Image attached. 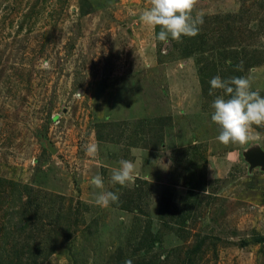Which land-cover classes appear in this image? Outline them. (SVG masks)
I'll use <instances>...</instances> for the list:
<instances>
[{
  "label": "rangeland",
  "instance_id": "rangeland-1",
  "mask_svg": "<svg viewBox=\"0 0 264 264\" xmlns=\"http://www.w3.org/2000/svg\"><path fill=\"white\" fill-rule=\"evenodd\" d=\"M148 6L0 0V264H264V127L220 143L208 94L264 97V0H197L199 33L167 44Z\"/></svg>",
  "mask_w": 264,
  "mask_h": 264
},
{
  "label": "clouds",
  "instance_id": "clouds-1",
  "mask_svg": "<svg viewBox=\"0 0 264 264\" xmlns=\"http://www.w3.org/2000/svg\"><path fill=\"white\" fill-rule=\"evenodd\" d=\"M197 0H148V7L141 13L140 21L155 29L159 27L157 39L167 44L170 40L180 42L183 36L195 37L203 24L201 13L193 15ZM209 95L222 90L224 95L216 96L211 104V120L219 127L216 139L224 144L244 146L257 139L253 125L264 127V97L252 90L251 77H233L222 80L215 76L210 80ZM134 163L120 160L119 167L112 170L111 182L124 187L134 179ZM91 184L101 191L95 203L108 207L119 200L111 191H103L104 182L100 175L92 178ZM206 192V191H205ZM130 264V262H126Z\"/></svg>",
  "mask_w": 264,
  "mask_h": 264
},
{
  "label": "water",
  "instance_id": "water-1",
  "mask_svg": "<svg viewBox=\"0 0 264 264\" xmlns=\"http://www.w3.org/2000/svg\"><path fill=\"white\" fill-rule=\"evenodd\" d=\"M248 158L253 165H261L264 168V153L251 154Z\"/></svg>",
  "mask_w": 264,
  "mask_h": 264
}]
</instances>
